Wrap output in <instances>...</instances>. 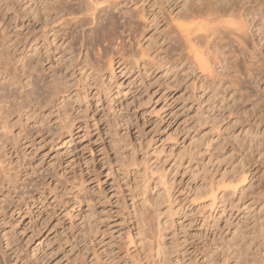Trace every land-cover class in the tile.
I'll use <instances>...</instances> for the list:
<instances>
[{
  "label": "rangeland",
  "instance_id": "374dc122",
  "mask_svg": "<svg viewBox=\"0 0 264 264\" xmlns=\"http://www.w3.org/2000/svg\"><path fill=\"white\" fill-rule=\"evenodd\" d=\"M45 2L0 0V55L7 69L3 76L0 70V108L8 116L7 129L0 128V264H264V128L258 125L264 117V0L250 4L256 14L248 15L240 34L244 47L233 45L230 54V46L225 65L213 47H197L207 62L214 52L215 65L213 57L208 65L221 77L194 66V55L175 41L170 22L182 0H134L119 6L122 13H100L118 20L122 42L115 46L124 44L119 48L129 53L124 58L131 54L129 62L111 49L104 54L108 44L94 38L96 23L61 26L43 13ZM121 6L131 17L121 15ZM143 6L148 22L135 13ZM71 35L78 38L73 55ZM107 55L114 57L113 72L105 67ZM27 62L37 70L31 79L25 78ZM224 67L230 71L222 75ZM53 81L61 86L57 95ZM130 157L136 165L121 167Z\"/></svg>",
  "mask_w": 264,
  "mask_h": 264
},
{
  "label": "bare ground",
  "instance_id": "6f19581e",
  "mask_svg": "<svg viewBox=\"0 0 264 264\" xmlns=\"http://www.w3.org/2000/svg\"><path fill=\"white\" fill-rule=\"evenodd\" d=\"M54 0H47V2H45L44 3V8H43V13L47 16V17H49V18H52V21H56V22H58L59 21V23H60V25L61 26H70V25H72V26H75V25H79L80 26V28H92V26H90V25H92L93 23H96L95 25H96V27H95V29H93V34L95 35L94 36V38L96 37H98L97 38V40L99 39V37H100V40L102 39L103 41H102V43H107L108 45V47L106 48V50H105V53L104 54H106V52L107 51H110V50H107V49H111V53L113 52V53H115V55L113 54V56L114 57H116L117 55L116 54H119L118 56H120L121 55V48H122V46H123V48L125 49V47H124V44L122 45V46H119L120 44H121V42H122V37L121 36H119L118 35V28L120 29V26H118L119 25V22H118V20L116 19V17H114L113 16V14L111 15V14H109L110 13V11H109V13L108 12H106V13H108V15L106 14V17L105 18H103V17H101L100 15V13L101 12H103L104 13V9H111V11H113V10H118L120 13H122L121 12V8L119 9V6L121 5V4H123V3H133L134 2V0H55L54 2H53ZM141 1V0H140ZM148 0H144V3H146ZM184 1V2H183ZM252 1L254 2V0H182V2L184 3H182L183 5H182V7H181V9L180 8H178V9H180L178 12H180V13H178V15H176V14H173L171 17H173L174 15H176L175 17H173L172 18V22H170V23H173L174 24V26L172 25V27H175L174 29H173V31L174 32H176V30H177V34L175 33V35L174 34H172V37H170L169 35H167V36H169V38H168V40L169 39H171V38H174V36H176L177 35V40H175V41H177L179 44H182L184 47H181L182 45H180V47L181 48H185V50H186V52H187V54L186 55H189V54H193L194 56V58H192L193 60H197V62H195V61H193V62H195L196 63V65H195V63H193L194 64V66H197V64H198V69H199V67H200V69L202 70V69H204V68H209L210 67V65L212 66L213 64H214V60H215V58H214V52H211V53H213V54H211V56L214 58L213 59V63H210V65H208L209 63V61H211L210 59L212 58H210V56L208 57L209 58V61L207 62V59H205V55H204V51H198L199 50V48H197V47H200L201 45L203 46L204 45V47H205V49H206V51H208L209 49H210V47H213L214 49H215V51H217V52H220L219 54L221 55L220 57H222V59H223V63L222 64H224L225 65V63H224V61H228L229 59L227 58V54H226V52L225 51H227V50H229L228 48L231 46V48L232 49H230L228 52H232V53H230V54H233V45H235L238 49L239 48H241V46H243V41H241L243 38H241L242 36L240 35V34H243V33H245V31H242V30H244V26H245V24H249L248 22V15H250V9H249V6L251 7V5H252ZM135 2H136V0H135ZM66 3H71V4H73V6H74V4H75V6L76 7H73V6H69V5H66ZM256 3V2H255ZM70 4V5H71ZM251 4V5H250ZM259 4V3H258ZM177 5V4H176ZM181 5V4H180ZM124 6H125V4H124ZM124 6L122 7V10H123V12H124ZM126 6H127V4H126ZM125 6V7H126ZM258 6V5H257ZM179 7V6H178ZM252 7H253V5H252ZM142 8V9H141ZM140 9H138V10H136L135 11V13L137 14V18H140V19H143V20H145L146 22H148V18H146L147 17V12H146V7H141ZM257 8V7H256ZM255 8V9H256ZM127 9L128 8H126V12H124L123 14H121L122 16L124 15L125 17L128 15V16H130L131 17V15H129V10L127 11ZM251 9H253V8H251ZM254 9V10H255ZM260 9L261 8H259V11H260ZM252 11V10H251ZM258 11V10H257ZM262 11V10H261ZM114 12V11H113ZM175 12V11H174ZM255 13V12H254ZM253 13V14H254ZM252 14V13H251ZM252 14V15H253ZM256 14V13H255ZM258 14H259V12H258ZM79 15H81V16H83L82 18L83 19H81V18H79V17H77V16H79ZM133 16V15H132ZM204 16H205V18H204ZM230 16V17H229ZM85 17H89V18H85ZM103 18V20H102V22L101 23H98L99 21L98 20H100L101 18ZM199 17H202V18H199ZM226 17V18H225ZM227 17L228 18H230L231 19V17H233V18H238V19H240V22H238V20H237V22L235 23V19H232V21L229 19H227ZM53 18L55 19V20H53ZM67 18H69V20L67 19ZM71 18V19H70ZM85 18V19H84ZM124 18V17H123ZM198 18V20H196V21H200V23H196L195 21H193V20H195V19H197ZM86 19H88V20H86ZM201 19V20H200ZM203 19V20H202ZM227 19V20H226ZM250 19V18H249ZM254 19V18H253ZM49 21H50V19H48ZM129 20V19H128ZM184 20V22H186L187 24H185L184 22L182 23L181 21H183ZM251 20V19H250ZM255 20V19H254ZM253 20V21H254ZM126 21H127V18H126ZM131 21V20H130ZM129 21V24L131 23ZM154 21H155V19H154ZM170 21H171V19H170ZM190 21V22H189ZM55 22V23H56ZM46 23H47V20H46ZM127 24H128V22H126ZM169 23V24H170ZM58 24V23H57ZM128 24V25H129ZM132 24V23H131ZM131 24L129 25V26H131ZM148 25V24H147ZM253 24L251 23V25H249V26H252ZM262 25H263V23H262ZM90 26V27H89ZM126 26V25H125ZM248 25H247V27H249ZM264 26V25H263ZM262 26V27H263ZM71 27V26H70ZM75 27H77V26H75ZM74 27V28H75ZM65 28V27H64ZM67 28V27H66ZM65 28V29H66ZM77 28H79V27H77ZM131 28H133V25H132V27ZM149 28V27H148ZM243 28V29H242ZM255 28V27H254ZM259 29V28H258ZM263 29V28H262ZM82 30V29H81ZM81 30H79V31H81ZM85 29H83V31H84ZM130 30V29H129ZM172 31V32H173ZM69 32H71V31H69ZM74 32V31H73ZM86 32V31H85ZM85 32H83V33H85ZM91 32H92V29H91ZM243 32V33H242ZM257 32H261V29L260 30H257ZM67 34V33H66ZM80 34H82L81 32L79 33V34H77V36L78 35H80ZM87 34H91V36H92V33H90V32H88ZM87 34H85V35H87ZM120 34V33H119ZM263 34V35H262ZM70 35V34H69ZM74 35V34H73ZM85 35H83V36H85ZM121 35V34H120ZM174 35V36H173ZM261 35L264 37V31L263 32H261ZM63 36H65V37H68V35L66 36V35H63ZM74 36H76V35H74ZM82 36V35H81ZM80 36V37H81ZM71 41L68 43V47H69V50L72 52V55H73V45L74 44H76L77 42V40H76V38L77 37H75V38H73V36L71 35ZM78 38H79V36H78ZM77 38V39H78ZM85 39L86 38H90V37H84ZM83 37L81 38V39H84ZM230 38V39H229ZM66 39V38H65ZM68 39H70V38H68ZM80 39V38H79ZM93 38H91V40H92ZM176 39V38H175ZM227 39V40H226ZM229 39V40H228ZM89 40V39H88ZM88 40H85V41H88ZM91 40H89L90 42H88V43H91ZM167 40V41H168ZM174 40V39H173ZM230 40L231 41H233V44L231 45L230 43ZM245 40V39H244ZM262 40V39H261ZM78 41H84V40H78ZM84 41V42H85ZM95 41H96V39H95ZM118 41L120 42L119 43V45H118V47H116L115 46V44H118ZM230 43H229V42ZM80 42V43H81ZM170 42V41H169ZM172 42V41H171ZM83 43V42H82ZM87 43V44H88ZM94 43V42H93ZM93 43H91V44H93ZM176 42H173V44H175ZM178 43H176V44H178ZM247 43V42H246ZM86 44V45H87ZM139 44V43H138ZM167 44H169V43H167ZM170 44H172V43H170ZM170 44H169V46H170ZM172 44V45H173ZM178 44V45H179ZM37 45V44H36ZM85 44H82V46H84ZM85 45V46H86ZM101 45V44H100ZM178 45H175V46H173V48L175 47L176 48V46H178ZM38 46V45H37ZM75 46V45H74ZM79 46L80 47H82L81 46V44H79ZM84 46V48H86ZM89 46V45H88ZM102 46V45H101ZM114 46L116 47V49L114 48ZM98 47H99V45H98ZM119 47H121V48H119ZM128 47V46H127ZM139 47H140V45H139ZM171 47V46H170ZM170 47H168V48H170ZM179 47V48H180ZM209 47V48H208ZM244 47V46H243ZM34 48V47H33ZM88 48V47H87ZM90 48V47H89ZM100 48V47H99ZM98 48V49H99ZM174 48V49H175ZM178 48V49H179ZM36 49V48H35ZM93 49H95V48H93ZM113 49V50H112ZM85 50H89V49H85ZM91 50V49H90ZM100 50V49H99ZM99 50H97V51H99ZM141 50H143V49H141ZM185 50H183V51H185ZM213 50V49H212ZM212 50H210V51H212ZM232 50V51H231ZM240 50V49H239ZM69 51V52H70ZM75 51H76V49H75ZM93 51V50H92ZM103 51V50H102ZM124 53L125 52H127V50H122ZM166 51V50H165ZM165 51H164V53H165ZM171 51H173L172 50V48H171ZM170 51V52H171ZM178 51V50H177ZM209 51V52H210ZM34 52H36V50L34 51ZM82 52V50L80 51V53ZM94 52V51H93ZM101 52V51H100ZM100 52H98V55L100 56ZM122 52V53H123ZM142 52H144V51H142ZM142 52H141V54H142ZM147 52V51H146ZM146 52H144L146 55H147V53ZM169 52V50H168V53H170ZM174 52V51H173ZM176 52V51H175ZM174 52V54H177V53H175ZM208 52V53H209ZM238 52V51H237ZM242 52H244V51H242ZM250 53L249 54H251V51H249ZM76 54H77V52H75ZM102 53V52H101ZM110 53V52H109ZM110 53V54H111ZM143 53V54H144ZM155 53H157L158 54V52H155ZM161 53V52H160ZM163 53V54H164ZM167 53V52H166ZM189 53V54H188ZM239 53H240V51H239ZM246 53L248 54V52L246 51ZM253 53V52H252ZM85 54H87V53H85ZM108 54V53H107ZM142 54V55H143ZM154 54V53H153ZM191 54V55H192ZM229 54V53H228ZM229 54V55H230ZM237 54V53H236ZM81 55V54H80ZM96 55H97V53H96ZM95 55V56H96ZM98 55H97V57H98ZM128 55H129V53L127 54V56L125 55V54H122L121 56V58L123 59V62L125 61V60H127L128 62H129V60H130V58H131V54H130V58H126V57H128ZM145 55V56H146ZM156 55V54H155ZM155 55H152V56H155ZM168 55H170V54H168ZM180 55V54H179ZM178 54L176 55L177 57L179 56ZM206 55H208L207 53H206ZM87 56H88V54H87ZM87 56H85L86 58H88ZM107 56L109 57V59L107 58ZM106 57H105V59L107 60L108 59V61H105V67H107L106 69L110 72V70L112 71L113 69H114V67H113V64H114V57L112 56V55H107ZM123 56H126L125 58L123 57ZM139 57L141 56L140 54L138 55ZM144 56V55H143ZM143 57V58H146V57ZM164 56V55H163ZM170 56H173L172 54L170 55ZM170 56H168V57H170ZM232 55H230V56H228L229 58L231 57ZM237 56V55H236ZM253 56H255V55H249V58H248V60L250 59L251 61H255L256 59L253 57ZM89 57H91L90 56V54H89ZM97 57H95L96 59H97ZM138 57V60L140 59V60H142L141 59V57L139 58ZM149 57H151L150 55H149V53H148V56H147V58H149ZM157 57V56H156ZM159 57V56H158ZM175 57V56H174ZM174 57H171V58H174ZM176 57V58H177ZM182 57V56H181ZM215 57H216V54H215ZM86 58H84L85 60H86ZM94 58V59H95ZM98 58H101V56L100 57H98ZM133 58H135L134 56H133ZM132 58V59H133ZM153 58V57H152ZM152 58H149V59H151V60H153ZM166 58L167 57H165V60L163 59V58H161L162 59V61H163V63H165L166 62ZM175 58V59H176ZM183 58V57H182ZM237 58V57H236ZM90 59H92V58H90ZM93 59V60H94ZM120 59V58H119ZM121 59V60H122ZM148 59V60H149ZM157 59V58H156ZM160 59V58H159ZM174 59V60H175ZM179 59V58H178ZM186 59V58H185ZM217 59V58H216ZM218 59H219V57H218ZM218 59H217V62H219L218 61ZM221 59V58H220ZM231 59V58H230ZM238 59V58H237ZM245 59V58H244ZM243 59V60H244ZM43 60V59H42ZM41 60V61H42ZM74 60V59H73ZM88 60V59H87ZM93 60H91V61H93ZM98 60V59H97ZM96 60V61H97ZM102 60V59H101ZM118 60V59H117ZM136 60V59H135ZM144 60V59H143ZM143 60H142V62H143ZM170 61V59L169 58H167V61ZM177 60V59H176ZM175 60V61H176ZM179 60H182V59H179ZM178 60V61H179ZM191 60V59H190ZM233 60H235V59H233ZM242 60V61H243ZM249 60V61H250ZM40 61V60H39ZM90 60H89V62H91ZM95 61V60H94ZM96 61L95 62H91L90 64H95V65H97L96 64ZM116 61V60H115ZM127 61H125V62H127ZM131 61H133L132 63L134 64V60H131ZM145 61H147V60H145ZM150 61V60H149ZM155 61V60H154ZM158 61V63L160 62L159 60H157ZM157 61H156V65H157ZM168 61V62H169ZM171 61H172V59H171ZM250 61V62H251ZM83 62H84V60H83ZM82 62V63H83ZM87 62V61H86ZM98 62V61H97ZM151 62V61H150ZM149 62V63H150ZM191 62V61H190ZM189 62V63H190ZM217 62H216V64H217ZM233 62V61H232ZM238 62V61H237ZM249 62V63H250ZM85 63V62H84ZM88 63V62H87ZM99 63L100 62H98V67L96 66V69H98L99 68ZM136 63H139L138 61L136 62L135 61V65H136ZM148 63V62H147ZM146 63V64H147ZM148 63V64H149ZM185 63V62H184ZM219 63H221V62H219ZM244 63V62H243ZM39 64H44L43 62L42 63H39ZM89 64V63H88ZM88 64H85V65H87L88 66ZM123 64H125V63H123ZM140 64V63H139ZM147 64V65H148ZM152 64H153V61L151 62V66H152ZM154 64V65H155ZM161 64V63H160ZM166 64V63H165ZM176 64H177V62H176ZM180 64H182V63H180ZM232 64V63H231ZM251 64V63H250ZM159 65V64H158ZM163 64H161V66H162ZM215 65V64H214ZM234 65V64H233ZM255 65V63L253 64V66ZM93 66V65H92ZM140 66V65H139ZM176 66V65H175ZM208 66V67H207ZM216 66H218L219 67V65H216ZM228 66V65H227ZM235 66V65H234ZM233 66V67H234ZM250 66V65H249ZM248 66V67H249ZM256 66V65H255ZM254 66V67H255ZM263 66V65H262ZM91 67V66H90ZM94 67V66H93ZM93 67H91L90 69H92ZM105 67H101L102 69L103 68H105ZM138 67V66H137ZM158 67V66H157ZM165 67V66H164ZM232 67V68H233ZM246 67H247V64H246ZM253 67V68H254ZM85 68V67H84ZM147 68V67H146ZM195 68V67H194ZM225 68V67H224ZM224 68H221V69H224ZM230 69H231V67H229ZM258 68V67H257ZM259 68H261V67H259ZM94 69V68H93ZM173 69H174V67H173ZM196 69V68H195ZM214 68L212 67V69H211V67H210V69L208 70V71H212V74H214L213 73V71L214 72H217V75H218V72L219 71H217L216 69V71L215 70H213ZM227 68H225V70L223 71V70H220V72L222 71V75H223V72H225V71H227L226 70ZM233 69H235V68H233ZM238 69V68H237ZM240 69V68H239ZM247 69V68H246ZM0 70H3L4 71V73L2 74V76L5 74V71L7 70L6 69V63H5V61L3 60V58H2V55H0ZM31 70H33L34 72H36L37 70H36V67H34V66H32V64L30 63V62H27L26 63V65H25V67H24V73H25V78L26 79H31L32 78V75L33 74H31L30 73V71ZM39 70V69H38ZM95 70V69H94ZM150 70V69H149ZM171 70V69H170ZM206 69H204V72L206 73V72H208V71H205ZM252 70V69H251ZM89 71V70H88ZM97 71V73L99 74V72H98V70H96ZM96 71H94V72H96ZM100 71H102L101 69H100ZM172 71V70H171ZM182 71V70H181ZM199 71V70H198ZM228 71H230V70H228ZM240 71V70H239ZM255 71H256V69H255ZM113 72V71H112ZM111 72V73H112ZM170 72V71H169ZM194 72V71H193ZM233 72V71H232ZM237 72V71H236ZM100 73H102V72H100ZM201 73L203 74V72L201 71ZM205 73H204V75H205ZM209 74H210V72H208ZM208 73H206V74H208ZM226 73V72H225ZM227 73H229V72H227ZM235 73V72H234ZM249 73H250V71H249ZM248 73V74H249ZM255 73V72H254ZM211 74V75H212ZM216 74V73H215ZM237 74V73H236ZM100 75H102V74H100ZM220 75V74H219ZM218 75V76H219ZM226 75V74H225ZM231 75V74H230ZM238 75H239V73H238ZM244 75H246V74H244ZM250 75V74H249ZM210 76V75H209ZM215 76V77H214ZM232 76V75H231ZM208 76L206 75V76H204V80H205V78H207ZM220 77H221V75H220ZM233 77V76H232ZM231 77V78H232ZM240 77V76H239ZM251 77H253L254 79V81H255V79H256V76L254 77V75H252ZM102 78V77H101ZM209 78V77H208ZM207 78V79H208ZM211 78H212V80H216L217 78H216V75H213V76H211ZM214 78H216V79H214ZM219 78V77H218ZM224 78H226L225 76H224ZM237 77H235V79H236ZM34 79V78H33ZM196 79V78H195ZM260 79V78H259ZM194 80V79H193ZM217 80H219V79H217ZM229 80V79H228ZM238 80H240V79H237V81ZM250 80H252V79H250ZM39 81V80H38ZM37 81V82H38ZM43 81V80H42ZM93 81H95V79L93 80ZM101 81H102V79H101ZM226 81V80H225ZM36 82V81H35ZM215 82V81H214ZM223 82V81H222ZM227 82V81H226ZM233 82V81H232ZM97 83V80H96V82H95V84ZM216 83V82H215ZM234 83V82H233ZM259 83V82H258ZM46 84H47V82H46ZM53 84V85H52ZM94 84V85H95ZM102 84H103V82H102ZM226 84V83H225ZM230 84H231V81H230ZM28 85H29V83H28ZM28 85H26V86H23L24 88L23 89H25V87H28ZM31 85H32V83H31ZM51 85L53 86L51 89H53V93H52V95H57L56 93H58V90H60L59 89V86H60V83L58 82H55V81H53L52 83H51ZM204 85V84H203ZM232 85V84H231ZM47 86V85H46ZM97 86H98V83H97ZM97 86H94L95 87V89H96V87ZM101 86V85H100ZM99 86V87H100ZM105 86V85H104ZM213 86V85H212ZM227 86V85H226ZM235 86H237V84L235 85ZM259 86V85H258ZM34 87V86H33ZM37 87V86H36ZM102 87V86H101ZM22 88V87H21ZM42 88V87H41ZM50 88V87H49ZM60 88H61V86H60ZM238 88V87H237ZM98 89V88H97ZM225 89H226V87H225ZM99 90V89H98ZM44 91V90H43ZM61 91V90H60ZM59 91V92H60ZM235 91V90H234ZM238 91V90H237ZM97 92H99V91H97ZM264 92V91H263ZM32 93V92H31ZM30 93V94H31ZM61 93V92H60ZM98 94V93H97ZM59 95V94H58ZM45 96V95H44ZM50 96H51V94H50ZM5 97V96H4ZM27 97V96H26ZM26 97H25V99H26ZM28 97H30V95L28 96ZM49 97V96H48ZM3 98V97H2ZM2 98H1V100H2ZM22 98H24V97H22ZM47 98V97H46ZM37 99V98H36ZM45 99V98H44ZM47 100H49V99H47ZM4 101H5V99H4ZM4 101L2 102V103H4ZM30 101V98L28 99V101L27 102H29ZM1 102H0V104H1ZM24 102V101H23ZM25 102H26V100H25ZM24 102V103H25ZM31 103H32V101H30V103H28L30 106H31ZM5 104V103H4ZM26 104V103H25ZM24 104V105H25ZM18 105V104H17ZM20 105L22 106V103H20ZM19 105V106H20ZM24 105H23V107H24ZM18 106V107H19ZM40 106V105H39ZM17 107V106H16ZM29 106H27L26 105V107L25 108H28ZM37 107V106H36ZM13 109V108H12ZM21 110V109H20ZM22 110H24V108L22 109ZM8 114H10V113H8ZM7 115L5 114V112H3V110H2V107L0 108V128L3 130V129H7ZM263 119H264V117H262ZM261 117H260V119L258 120V122H259V124L258 125H260V123H261V125L263 126V128H264V120H263V122H262V119ZM64 120V119H63ZM64 123H67V122H64ZM9 125V124H8ZM62 125H64L63 123H62ZM67 125V124H66ZM69 125V124H68ZM257 125V124H256ZM61 126V125H60ZM255 126V125H254ZM63 127V126H62ZM65 125H64V127L62 128V129H64L65 130ZM67 127H69V126H67ZM67 127H66V130H67ZM255 128H256V126H255ZM259 128V127H258ZM59 129H60V127H59ZM61 129V131H60V133H62V131H64V130H62ZM67 131H69V128H68V130ZM251 132V131H250ZM262 136L264 137V133L262 134ZM58 137V136H57ZM112 139V138H111ZM117 152V151H116ZM118 153V152H117ZM117 155V154H116ZM125 158H126V156H125ZM125 158L124 159H122L123 161L125 160ZM118 159V158H117ZM127 159H129V158H127ZM121 160V161H122ZM130 160H131V157H130ZM126 161V160H125ZM122 162V164H121V167H122V165H126V167H129L130 165H132V162H133V165L135 164V163H137V162H135L134 163V161H136L135 159L134 160H131V161H129V162H131V164H127V162ZM128 162V163H129ZM123 163H126V164H123ZM132 165V166H133ZM136 165V164H135ZM149 169V168H148ZM11 171V170H10ZM147 172V171H146ZM151 173V172H150ZM146 174V173H145ZM245 174H247V173H245V172H241V174H237L238 176H241V178H244V176H245ZM144 175V174H143ZM1 176H2V174H1ZM9 176V175H8ZM5 177H7L6 175H5ZM12 178V177H11ZM11 178H9V179H11ZM147 178V177H146ZM145 178V179H146ZM161 178H163V177H161ZM2 179H4V177L2 178ZM7 179H8V177H7ZM158 179V178H157ZM12 180V179H11ZM240 180V179H239ZM245 179H243V181H244ZM5 181H6V179H5ZM4 181V182H5ZM9 181V180H8ZM8 181H6V182H8ZM142 181V180H141ZM145 181V180H144ZM161 181H162V179H161ZM232 181V180H231ZM241 181V180H240ZM230 182V181H229ZM234 182V181H233ZM236 182V181H235ZM234 182V183H235ZM11 183V182H10ZM9 183V184H10ZM147 183H148V181H147ZM163 183V182H162ZM166 183V182H165ZM164 183V185H166ZM234 183H232V184H234ZM239 183V182H238ZM138 184V183H137ZM139 185V184H138ZM148 186V185H147ZM159 186H161V185H159ZM212 186V185H211ZM144 187V186H143ZM164 187V186H163ZM231 187V186H230ZM233 187V186H232ZM235 187H237V186H235ZM234 187V188H235ZM137 188H139V187H137ZM145 188V187H144ZM166 188V190H167V187H165ZM210 189H212V187H209ZM225 188V187H224ZM147 189V188H146ZM205 187H204V190H202V191H205ZM165 190V191H166ZM201 190V189H200ZM228 190V189H227ZM226 190V191H227ZM231 190V189H230ZM235 190H236V188H235ZM211 192H212V190H210ZM222 191V190H221ZM224 191V190H223ZM229 191V190H228ZM80 192V191H79ZM168 192V191H167ZM215 192V194H216V191H214ZM225 192V191H224ZM81 193V192H80ZM142 193V192H141ZM208 193V192H207ZM223 192H221V194H222ZM229 193V192H228ZM232 193V192H231ZM234 193V192H233ZM236 193V192H235ZM144 194V193H143ZM170 194V193H169ZM203 194V193H202ZM205 194H206V192H205ZM204 194V195H205ZM209 194V193H208ZM207 194V195H208ZM212 194H213V192H212ZM221 194H219V195H221ZM225 194V193H224ZM167 195V194H166ZM203 195V196H204ZM223 195V194H222ZM227 195V194H226ZM231 195H233V194H231ZM169 196V195H168ZM202 196V195H201ZM200 196V197H201ZM206 196V195H205ZM211 197H212V195H210ZM222 197V196H221ZM228 197V196H227ZM169 198V197H168ZM213 198H214V202L216 201V198H215V196H213ZM212 198V199H213ZM219 198V197H218ZM224 198L226 199V196L224 195ZM166 199V198H165ZM78 200V199H77ZM168 200V199H167ZM223 200V199H222ZM221 201V200H220ZM226 201V200H225ZM163 202H165V201H163ZM168 202V201H167ZM170 203V202H169ZM221 203V202H220ZM225 203V202H224ZM161 204V203H160ZM165 204H166V202H165ZM168 204V203H167ZM157 205V204H156ZM158 206V205H157ZM169 210V209H168ZM155 211H156V209H155ZM154 211V212H155ZM169 211H171V210H169ZM158 213V212H157ZM161 214V213H160ZM170 215V214H169ZM137 216V215H136ZM171 216H172V213H171ZM139 217H141V216H139ZM143 217V216H142ZM141 217V218H142ZM140 218V219H141ZM137 219H139L138 217H137ZM140 219H139V221H140ZM143 219V218H142ZM141 219V220H142ZM149 219V218H148ZM145 221H146V219H145ZM145 221H142L143 223H145ZM149 221V220H148ZM138 222V221H137ZM142 222L140 223H138L139 225L140 224H142ZM148 223V222H147ZM139 225H138V228H142V226H144L145 228H146V226L145 225H143L142 224V226L141 227H139ZM148 225V224H147ZM143 227V229H145ZM150 228V227H149ZM261 228V227H260ZM148 229V228H147ZM139 230H141L142 231V229H139ZM146 230V229H145ZM144 230V231H145ZM150 230V229H149ZM253 231V230H252ZM251 231V232H252ZM261 231V230H260ZM143 232V231H142ZM146 232V231H145ZM263 232H264V228H263ZM141 233V232H140ZM139 233V234H140ZM252 233H255V232H252ZM251 233V236L253 235ZM262 233V232H261ZM137 234H138V232H137ZM144 234H146V233H142V235L139 237L140 239H142V238H145V236H144ZM161 234V233H160ZM256 234V233H255ZM253 235L252 237L254 238V237H257V234H259V233H257L256 235ZM262 234H264V233H262ZM249 235V234H248ZM137 236H139V235H137ZM144 236V237H143ZM151 236V235H150ZM250 236V237H251ZM152 237V236H151ZM138 239V238H137ZM145 239H147V238H145ZM254 239H257V238H254ZM91 240V239H90ZM163 239H162V237H161V239H160V242L162 241ZM251 242H252V240H250ZM249 241V242H250ZM141 242H143L142 240H141ZM141 242H139L141 245L143 244V243H141ZM149 242V241H148ZM254 242V241H253ZM252 242V243H253ZM138 243V242H137ZM91 244H93L92 243V241H91ZM251 244V243H250ZM249 243H248V245H250ZM8 245V244H7ZM137 245V244H136ZM159 245V244H158ZM247 245V246H248ZM254 245V244H253ZM262 246H263V244H261ZM93 246V245H92ZM145 246V245H144ZM159 247H162V246H159ZM250 247H252V245L250 246ZM249 247V248H250ZM147 248V247H146ZM86 249H87V245H86ZM89 249V248H88ZM94 249V248H93ZM137 249V248H136ZM144 249V248H143ZM161 249V248H160ZM159 248L157 249V250H160ZM164 249V248H163ZM173 249V248H172ZM229 250H230V248H229ZM260 250H261V248H260ZM264 250V249H263ZM86 251V250H85ZM164 251V250H163ZM162 250H161V252H157L158 254H161V255H163L164 256V252H163ZM174 251V250H173ZM177 251V250H176ZM227 251V250H226ZM172 252V251H171ZM250 251H248V253H249ZM261 252H263L262 250H261ZM168 253V252H167ZM227 253V252H226ZM94 254H95V252H94ZM136 254H137V252H136ZM152 254V253H151ZM262 254V253H261ZM100 255V254H99ZM146 256H147V254H145ZM157 255V254H156ZM172 255V254H171ZM238 255H240V254H238ZM94 256H97V255H94ZM129 256V255H128ZM136 256V255H135ZM158 256V255H157ZM162 256V257H163ZM166 256V255H165ZM167 256H169V255H167ZM166 256V257H167ZM230 256V255H229ZM237 256V255H236ZM248 256V255H247ZM98 257V256H97ZM141 257V256H140ZM159 257V256H158ZM170 257V256H169ZM125 258V257H124ZM130 258V257H129ZM227 258V257H226ZM238 258H239V256H238ZM240 258H243V256L241 255V257ZM262 258V257H261ZM91 259V258H90ZM98 259V258H97ZM123 259V258H122ZM246 259H247V257H246ZM248 259H249V256H248ZM88 260V259H87ZM110 260V259H109ZM114 260V259H113ZM145 260V259H144ZM146 260H148V259H146ZM166 260H168V259H165V261ZM239 261L238 262H240L241 264H242V262H244V261H242V259H238ZM242 262H241V261ZM254 260V259H253ZM252 260V261H253ZM263 260V259H262ZM141 261V260H140ZM164 261V262H165ZM225 261H226V259H225ZM225 261L223 262L224 264H225ZM247 261V260H246ZM255 261V260H254ZM261 261V260H260ZM115 261H113V264H115L114 263ZM153 262V261H152ZM226 262H228V261H226ZM138 263V262H137ZM147 263H149V262H147ZM239 263V264H240ZM257 263H259V262H257ZM256 263V264H257ZM105 264V263H104ZM133 264V263H132ZM244 264V263H243ZM245 264H247V262L245 263ZM248 264H250V263H248Z\"/></svg>",
  "mask_w": 264,
  "mask_h": 264
}]
</instances>
